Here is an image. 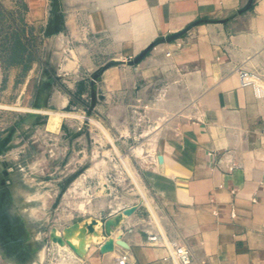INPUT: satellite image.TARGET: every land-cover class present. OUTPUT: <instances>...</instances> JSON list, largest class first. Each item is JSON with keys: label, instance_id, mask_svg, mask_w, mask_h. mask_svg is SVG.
Masks as SVG:
<instances>
[{"label": "crops", "instance_id": "crops-1", "mask_svg": "<svg viewBox=\"0 0 264 264\" xmlns=\"http://www.w3.org/2000/svg\"><path fill=\"white\" fill-rule=\"evenodd\" d=\"M28 6L35 25L48 26L59 10L63 32L47 44L76 46L80 61L95 68L150 51L138 69L112 70L108 76L120 78L112 77L113 87L125 77L175 79L159 89L163 119L142 175L150 205L136 202L113 226L112 252H99V264H118L122 255L134 264H179L171 242L190 251V264H264V0Z\"/></svg>", "mask_w": 264, "mask_h": 264}, {"label": "rangeland", "instance_id": "rangeland-1", "mask_svg": "<svg viewBox=\"0 0 264 264\" xmlns=\"http://www.w3.org/2000/svg\"><path fill=\"white\" fill-rule=\"evenodd\" d=\"M28 12V0H0V211L11 224L0 220L14 227L19 253L3 243L0 221V264H99L113 226L136 202L150 205L142 175L163 119L159 89L175 79L113 87L112 70L138 69L150 51L95 68L76 46L47 44L63 32L59 10L48 26ZM18 40L32 53L27 69L12 62Z\"/></svg>", "mask_w": 264, "mask_h": 264}, {"label": "built area", "instance_id": "built-area-1", "mask_svg": "<svg viewBox=\"0 0 264 264\" xmlns=\"http://www.w3.org/2000/svg\"><path fill=\"white\" fill-rule=\"evenodd\" d=\"M240 76L243 84H248L246 82V78L249 77V75L246 72L240 71ZM157 236H152L150 240L157 241ZM170 250V257L178 262L179 264H190L192 261V256L190 251L181 245H178L176 242H171L169 245ZM118 264H134L129 260L128 255H122L118 261Z\"/></svg>", "mask_w": 264, "mask_h": 264}, {"label": "bare ground", "instance_id": "bare-ground-1", "mask_svg": "<svg viewBox=\"0 0 264 264\" xmlns=\"http://www.w3.org/2000/svg\"><path fill=\"white\" fill-rule=\"evenodd\" d=\"M55 121V120H54ZM58 121V120H57ZM56 121V122H57ZM54 123V122H53ZM55 124V123H54ZM0 209H1V207H0ZM0 214H1V219H2V212L0 211ZM3 217L5 218V220L7 221V222H11V219L9 218V216L7 215V214H5L4 213V215H3ZM3 220V219H2ZM2 220H0V221H2ZM2 223H4L3 221H2ZM2 223H0V224H2ZM95 223L96 224H98V222L97 221H95ZM6 223H4L2 226L5 228V225ZM11 224V223H10ZM1 226V225H0ZM2 226H1V228H2ZM6 227H7V225H6ZM13 229H14V227L13 226H11V228H5V230L3 231V238H4V241H3V243H5L6 244V246L7 247H9V249H11L10 250V252L11 253H13L14 255H16V254H19L18 253V247H17V241H16V239H15V237H17V235H15L14 233H13ZM100 230V229H99ZM1 231V230H0ZM95 234H96V232H95ZM169 245H170V243H169ZM12 254V255H13ZM12 255H10V256H12ZM13 255V256H14Z\"/></svg>", "mask_w": 264, "mask_h": 264}, {"label": "trees", "instance_id": "trees-1", "mask_svg": "<svg viewBox=\"0 0 264 264\" xmlns=\"http://www.w3.org/2000/svg\"><path fill=\"white\" fill-rule=\"evenodd\" d=\"M26 7V5H25ZM15 57L12 59L14 63H27L25 68H28V63L32 60V53L29 52V48L22 43V41H17V46L14 48Z\"/></svg>", "mask_w": 264, "mask_h": 264}, {"label": "water", "instance_id": "water-1", "mask_svg": "<svg viewBox=\"0 0 264 264\" xmlns=\"http://www.w3.org/2000/svg\"><path fill=\"white\" fill-rule=\"evenodd\" d=\"M183 32L184 31H182V32H180V33H177V34H174L173 36H172V38H176V37H178V36H180L181 34H183ZM113 225V224H112ZM119 243H120V241H118ZM109 247H111V249H113V240H111V243H110V246Z\"/></svg>", "mask_w": 264, "mask_h": 264}]
</instances>
